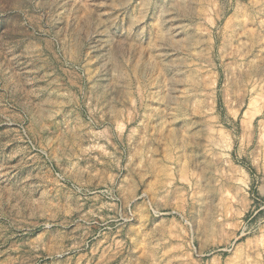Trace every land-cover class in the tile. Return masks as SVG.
<instances>
[{
	"label": "rangeland",
	"instance_id": "374dc122",
	"mask_svg": "<svg viewBox=\"0 0 264 264\" xmlns=\"http://www.w3.org/2000/svg\"><path fill=\"white\" fill-rule=\"evenodd\" d=\"M0 264H264V0H0Z\"/></svg>",
	"mask_w": 264,
	"mask_h": 264
},
{
	"label": "bare ground",
	"instance_id": "6f19581e",
	"mask_svg": "<svg viewBox=\"0 0 264 264\" xmlns=\"http://www.w3.org/2000/svg\"><path fill=\"white\" fill-rule=\"evenodd\" d=\"M49 232H50V231H49ZM46 233H47V232H46ZM48 237H49V236H48ZM48 237H47V238H48ZM14 253H15V254H16V253L18 254V252H17V251H14Z\"/></svg>",
	"mask_w": 264,
	"mask_h": 264
}]
</instances>
